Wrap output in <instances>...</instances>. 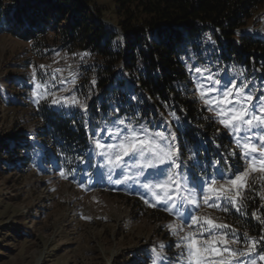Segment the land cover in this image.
I'll use <instances>...</instances> for the list:
<instances>
[{
    "label": "rangeland",
    "instance_id": "374dc122",
    "mask_svg": "<svg viewBox=\"0 0 264 264\" xmlns=\"http://www.w3.org/2000/svg\"><path fill=\"white\" fill-rule=\"evenodd\" d=\"M95 1L104 9L103 17L97 14L96 17L107 26L116 25L110 11L111 1ZM239 31L255 37L264 36V4L255 11L248 25ZM59 45L60 39L51 34L48 45L34 50L31 42L0 33V264H133L137 259L141 264H153V249L163 251L174 259V247L160 249L159 245H170L175 239L169 234L167 225L186 222L167 212L162 203L151 206L152 197L137 184L114 183L121 179V169H116L112 181H109V169L104 158L97 154L98 149H94L93 134L101 126H111L118 119L117 115H109L106 120H90L88 108L83 111L69 104H52V96L39 99V102H46L49 108L62 115L74 114L77 117L76 112L80 111L84 115L83 119L78 116L76 120L88 128L91 136L89 143L83 146L66 142L65 139V142H61L62 146L71 149L64 150L58 162L52 159L50 162L52 168L59 166L64 170V176L59 174L56 180L50 169H46L47 163H44L41 151L45 143L36 138L40 122L32 119L35 105L39 103L38 96L46 95V90L36 85H46L47 90L55 93L57 98L66 96L78 99L75 88L81 65L85 63L83 57L70 54ZM210 51L211 54H205L201 59L194 58L193 67L209 69V73H214L215 78L222 83L234 78L233 82L238 85L243 81L258 95L264 93L263 62L260 61L258 65L256 58L252 57L249 63L227 64L219 58L217 48L215 53L214 47ZM56 69H60L62 75L57 74L53 81L50 74ZM118 78H124L122 72ZM23 79L32 81L34 90L29 98L23 97L21 88H16V84L20 85ZM62 80H68L69 83H62ZM190 91L192 97L196 98L193 88ZM196 100L205 109L202 101ZM211 117L212 113L206 111V119L214 123L213 130L217 136H226L232 151L239 153L228 130ZM165 120L172 119L161 116L131 121L146 123L155 130H165ZM175 126L172 123V130L176 132ZM180 128H183L182 123ZM213 130L202 129L206 140H211L210 132ZM102 139L107 141V135H103ZM178 143L185 160L194 155L198 161L197 166L193 167V161L188 160V167L182 166L181 169L188 173L190 186L200 191L199 183L202 182L198 183L199 177L207 179L210 175H215L219 183L225 182L218 175V168H224L211 162L214 158L212 154H204L202 146H205L206 141L203 138L191 152H185L179 140ZM214 147L219 154L220 147L216 142ZM230 157L232 159L223 158L228 169L226 176L244 167L239 154ZM126 160L129 164L133 163L128 158ZM151 173V169L145 170L140 182L144 183L145 177L153 179ZM252 181H264V176L258 172L251 173L247 178V188ZM246 192L240 190L243 199ZM186 207L196 215L208 216L218 223L231 225L236 230L235 235L240 237L239 247L246 246L247 238L259 239L229 222L235 208L224 212L221 208L206 205L198 210L192 206ZM244 233H247V237ZM259 254H264V243L258 244L251 255L256 257Z\"/></svg>",
    "mask_w": 264,
    "mask_h": 264
},
{
    "label": "trees",
    "instance_id": "16d2710c",
    "mask_svg": "<svg viewBox=\"0 0 264 264\" xmlns=\"http://www.w3.org/2000/svg\"><path fill=\"white\" fill-rule=\"evenodd\" d=\"M110 1V11L123 34L96 17H103L104 9L95 0H0V33L31 42L34 50L48 45L53 34L62 49L83 57L75 93L87 106L90 120H106L109 115L130 120L172 119L169 114L175 112L183 126L175 127L184 151H193L203 138L204 154H212L211 162L217 165L219 161L218 166L225 169L224 159H232V147L226 136H217L214 123L192 97V73L187 65L193 67V59L211 54L212 47L227 64L249 63L252 57L258 65L264 63V36L239 31L264 0ZM121 72L122 79L118 78ZM31 84L23 79L16 88L29 98L34 90ZM185 84L189 87H181ZM33 114L32 119L40 122L36 138L45 143L41 151L46 169L58 180L62 169L52 168L50 160L58 162L71 149L61 142L89 143L88 128L76 120L84 115L80 111L77 117L62 115L46 102L36 104ZM208 128L213 130L211 140L202 132ZM248 189L245 207L231 212L228 220L253 237L264 236V199L259 195L264 192V181H252ZM133 264L141 263L137 259Z\"/></svg>",
    "mask_w": 264,
    "mask_h": 264
},
{
    "label": "snow or ice",
    "instance_id": "6c2138e0",
    "mask_svg": "<svg viewBox=\"0 0 264 264\" xmlns=\"http://www.w3.org/2000/svg\"><path fill=\"white\" fill-rule=\"evenodd\" d=\"M40 67L44 68L43 65ZM187 69L192 73L190 81L196 98L202 101L206 111L212 113L211 119L231 134L239 149V153L233 150L231 155L239 154L243 158L244 167L241 170L226 176L227 167L218 168L219 179H223L224 183H219L215 175H210L207 179L199 177L198 183L202 182L199 183L200 191L190 186L188 173L181 169L182 166L188 167V160L193 161V167L197 166L198 161L194 155L187 160L182 157L177 134L172 130L173 122L180 127V118L175 112L169 114L172 120H165V130H155L146 123L133 122L126 117L116 119L111 126H101L98 134H93L94 149H98L97 154L104 158L109 169V181H112L115 170L121 169V179L114 183L137 184L152 197L151 206L162 203L167 212L186 222L167 225L169 234L175 239L170 245H159L160 249L174 247L175 258L153 249V264H264V254L251 255L258 244L264 243V236L259 239L247 238L246 246L239 247L240 237L235 235L236 230L231 225L196 215L186 207L192 206L198 210L206 205L221 208L224 212L231 208L241 211L245 207L240 190H250L247 188V178L257 172L264 176V93L258 95L248 88L247 83L241 81L238 85L233 82L234 78L222 83L207 68L187 65ZM57 74L62 75V71L56 69L50 74L53 81ZM62 83L69 81L62 80ZM36 87L46 90V95H39L37 102L52 96V104H69L87 111V106L74 97L57 98L55 93L47 90L46 85L38 84ZM105 134L107 141L102 139ZM126 158L133 163L129 164ZM216 163L218 166L219 161ZM147 169L152 170L154 178L148 180L145 177V182L141 183L140 178L145 176ZM60 174L64 176L65 172L62 170ZM259 195L264 199V192ZM243 235L247 237V233Z\"/></svg>",
    "mask_w": 264,
    "mask_h": 264
},
{
    "label": "water",
    "instance_id": "95a60500",
    "mask_svg": "<svg viewBox=\"0 0 264 264\" xmlns=\"http://www.w3.org/2000/svg\"><path fill=\"white\" fill-rule=\"evenodd\" d=\"M113 27L118 31L119 34H123L121 29L117 25H113Z\"/></svg>",
    "mask_w": 264,
    "mask_h": 264
}]
</instances>
